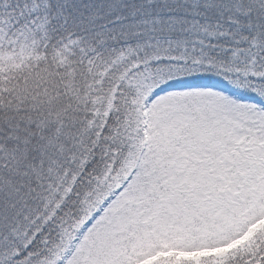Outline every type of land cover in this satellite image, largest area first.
<instances>
[{"label":"snow or ice","instance_id":"snow-or-ice-1","mask_svg":"<svg viewBox=\"0 0 264 264\" xmlns=\"http://www.w3.org/2000/svg\"><path fill=\"white\" fill-rule=\"evenodd\" d=\"M0 264H264V0H0Z\"/></svg>","mask_w":264,"mask_h":264}]
</instances>
